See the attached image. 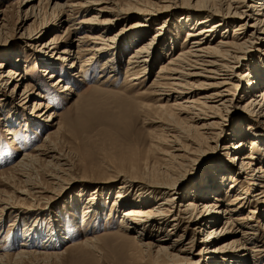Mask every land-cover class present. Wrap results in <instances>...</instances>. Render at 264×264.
<instances>
[{
    "label": "bare ground",
    "instance_id": "6f19581e",
    "mask_svg": "<svg viewBox=\"0 0 264 264\" xmlns=\"http://www.w3.org/2000/svg\"><path fill=\"white\" fill-rule=\"evenodd\" d=\"M42 1L22 0L21 8L25 10V15L21 25L39 13ZM47 1L54 21L33 30L24 28L29 41L37 42L38 38L44 37L43 34L59 31L69 22L75 10L88 13L75 23L77 31L82 33L69 46L53 51L57 37L43 42L41 50L28 46L34 49V60L44 65L39 67L43 71L41 75L49 73V80L56 79L49 86L59 88L60 91H57L63 94L68 90L72 93L73 87L67 85V80L73 76L72 70L87 72L97 64L98 72L108 71L107 78L113 77L122 66L121 54L136 45L123 62L122 69L128 81H133L131 86L138 87L134 97L130 98L151 97L154 102H138L139 109L153 115L152 121L164 124L165 135L158 132L149 141L144 157L135 143L124 144L125 148L116 150L118 153L109 157V162L116 165L108 170L106 181L101 184L110 185L109 193L116 185L117 192L112 203L127 207L119 213V231L131 234L130 238L137 243L140 253L151 257L155 263L163 257L167 260L166 264H180V260L185 264H261L258 259H264V222L260 228L254 219L262 217L264 220V0H194V3L190 0ZM177 8L184 9L180 14L185 13L182 19L179 18L184 20L182 28L185 31L179 44L166 23L167 17L174 16ZM68 31L65 27L64 33ZM146 37H149L148 41H144ZM162 40L163 49L154 57ZM172 46L177 48V52L168 57ZM45 52L51 54L43 55ZM163 55L166 59L162 62ZM69 56L74 60L67 67L62 66L60 63L68 62ZM13 57L14 60L12 55L0 60V96L7 91L12 101L18 95L16 102L26 103L32 97L31 89L26 83L28 78L20 72L17 64H25V61L18 54ZM82 57H85L82 62L74 66L75 60ZM7 62L15 66H8ZM157 64L156 74L147 84L144 81ZM57 72L60 76L55 77ZM48 88L44 85L42 89L47 92ZM41 94L39 97H42ZM38 102L33 103L34 117L48 108V105ZM242 102L249 113L245 117L246 122L234 119L238 113L235 108ZM4 106L9 118L22 122L21 115L19 117L16 112H11L8 105ZM126 111H134L131 103L127 104ZM53 115L50 113L43 123L55 129L47 130L45 139L33 148L32 153L22 154L10 168L24 178L23 188H27H14L15 196H0V225L3 210L6 215L19 210L36 212L39 208L33 202L28 205H31L29 208H22L23 203L28 199H39L55 186L59 187V182L71 168L61 140L54 141V136L61 137L62 131L59 122L55 121L56 115ZM65 122L71 131L77 130L75 121ZM232 122L229 133L222 137L226 126ZM254 122L262 126L258 127ZM6 133L12 134L10 129H6ZM221 139L228 143L225 148L227 155L231 156L208 162L203 177L195 178L198 167L202 165L198 162L190 173L186 171L187 162L190 165L198 159L192 157L195 152L198 153L208 142H219ZM161 143L167 146L163 152H159L158 144ZM159 154L162 156L159 157ZM149 155L161 160L163 166L159 173L153 168L149 171L140 168V164L147 165ZM185 156L189 157L187 162L184 161ZM36 162H42L41 172L46 184L40 182L38 176L31 178L25 171L26 167ZM238 175H243V182L248 188L236 189ZM186 181L190 185L189 191L184 193L180 184ZM132 191L137 201L128 202L126 198ZM232 193L233 196L226 201L227 195ZM61 195L62 188H59L53 201L60 199ZM91 196L93 198L87 201L89 206L83 213L86 221L92 211L89 209L95 203L94 195ZM53 201L46 203L41 211H45ZM245 208L247 212L241 214ZM16 217L13 221L19 222L20 217ZM29 226L19 237L18 251L14 254L0 253V264H16L33 259L38 254L43 257L58 256L57 251L27 248L30 237L34 236L27 232L32 230ZM14 235L12 240L15 242L18 237ZM188 236L189 240L184 243ZM198 237L201 244L195 252L193 247ZM95 240V236H91L81 244L92 246ZM184 254L190 257L184 259Z\"/></svg>",
    "mask_w": 264,
    "mask_h": 264
},
{
    "label": "rangeland",
    "instance_id": "374dc122",
    "mask_svg": "<svg viewBox=\"0 0 264 264\" xmlns=\"http://www.w3.org/2000/svg\"><path fill=\"white\" fill-rule=\"evenodd\" d=\"M67 1L68 3H77L82 0H58V3H67ZM115 1L123 2L124 0ZM190 2L194 3V0H190ZM21 3L22 0H0V18L2 20H0V54L5 57H0V60H6L10 55H12V60H14L13 55L18 54L19 58L25 61V64L24 62L17 64L20 72L28 78L26 83H28L32 94V97L26 103L16 102L18 95L15 96V101H12L7 91H4L0 96V196H15L17 193L13 191L14 188H27H23L25 184L23 182L24 178L19 173L10 171V168L20 159L22 154L26 152L32 153L33 148L45 139L47 130L55 129V127L51 128V126H47L48 124L44 125L43 123V120L50 113L56 115L55 121L59 122L62 131V136H54V141L61 140L63 150L66 153L68 161L71 163V168L67 175L59 182V187L55 186L54 189L49 190V192L40 196L39 199L34 201L28 199V201L23 203L22 208H29L31 205H28L33 202L34 206H38L39 208L35 210L36 212L31 213L28 211L25 212V210H19L11 213V215H6L7 213L3 210L1 215L3 222L0 225V253L14 254L20 248L18 244L21 233L27 225H30L29 227L32 230L27 232H31V235L34 234V236H29V241H31L27 248L36 251H57L58 256L55 258L52 256L43 257L38 254L33 259H25L16 264H166V258L162 257L159 260L160 262L155 263L151 257L141 254L137 249V243H134L130 238L131 234L119 231V213L127 207L113 205V196L117 192L116 185L114 187L112 186V190L109 193L108 189H110V185L107 187L101 184L102 181H106L105 178L107 177L108 170H112L115 167L113 165H116L109 162L111 156L118 153L117 151L122 150V148H125L126 144L135 143L140 149L141 155L144 157V151L147 150L149 141L154 136H157L158 132L165 135L164 124L152 121L153 115L151 116V114H147L144 110L139 109L138 102L152 103L154 100L149 96H140L141 98H136L138 100L130 98L134 97L138 87L136 85L131 86L133 81H128V76L124 74L122 69L124 67L123 62L128 58V54L131 53L136 45L121 54L120 63L122 66L113 77L107 78L110 74L108 71L105 73L98 72V64L93 69L90 68L87 72L85 70L82 72H73L72 70L71 74L73 76L67 80V85L73 87L74 92L71 93L68 90L66 94H63L58 92L60 91L59 88L50 87L51 84L55 83L54 81L56 79L49 80V73H46V76L41 75L43 71L41 72V68L39 67L44 65L34 60V49L28 48V46L38 47L37 49L39 50L43 42L53 37L58 38L57 44H55L56 49H53V51H59L61 48L69 46V43L78 39L82 33L81 31H77L75 23L88 13H80L77 10L73 13L68 12L72 16L64 27H61L59 31H51L43 34L44 37L41 39L38 38L39 41L34 42L27 40L26 33L23 32L24 28L33 30L42 24L53 23L51 9L49 8L48 1L43 0L39 13L35 17L31 16L24 25H21L23 24L22 21L25 15V10L21 8ZM180 6L184 5L180 4ZM162 12L166 11L163 10ZM174 12L176 14L172 17L170 16L171 18L168 16L166 23L168 24V28L174 32V38H177V43L179 44L185 32L184 28H182V22L184 20H180L179 18L182 19L185 13L180 14L184 12L183 8H177ZM190 12L196 13L192 12V10ZM65 27H68L69 31L64 33ZM164 34H167V32ZM148 38H144V41H148ZM158 44L154 57L158 56L163 49V40ZM125 45H123V48ZM176 52L177 48L172 46L168 57L175 55ZM50 54V52H45L43 55ZM85 57L75 60L74 66L77 63H81ZM68 59V62L66 61L60 64L67 67L74 60L72 56H69ZM165 59V55H163L161 61L163 62ZM11 63L7 62L8 66H15ZM158 64L151 70L149 78L144 81L147 84L156 74ZM58 67L61 68L60 65ZM56 76L58 77L60 74H55ZM107 80L109 81L107 82ZM44 85L49 87L47 92L42 89ZM40 93H42V97H39ZM38 101L48 105V108L42 114L34 117V112H32L34 108L33 103H37ZM129 103L134 107V111L130 113L126 111V106ZM4 105H8L11 112H16L19 117L21 115L22 122L17 123L14 121V118H9L7 108ZM235 109H237L238 113L234 115V119L246 122L247 118L245 117L249 113L245 111L243 102L237 105ZM7 118L9 121L11 119V121L7 122ZM67 120L75 121L77 123V130L71 131L65 122ZM91 123L92 126H89ZM254 123L258 127L262 126L259 122ZM232 124L233 122L226 126L222 137L225 138L229 133ZM6 129H10L12 134H7ZM262 134L264 135V133ZM234 141L238 142V139ZM248 142L251 143V140L249 139ZM181 143L186 145L185 142ZM227 144L224 139H221L219 142H208L198 153L195 152L196 155L194 154L192 157H196L195 159L198 157V159L190 165L187 162L189 157L185 156L186 159L184 161L188 164H186V171L190 173L193 166L198 162L197 164L202 165L198 167L199 170L195 178L203 177L202 173L205 171L204 168L208 162H215L220 159H225L226 156H231L227 155L225 148ZM158 147L159 152H163V149L167 148L162 143L158 144ZM247 152L248 150H246ZM254 152L257 153V150H254ZM149 156L146 159L147 165L144 164L142 166L140 164V168L143 169L142 171H149L153 168L159 173L163 166L161 160L155 155ZM161 156L162 154H159V157ZM149 159H152L151 163ZM141 162L143 163L144 160H141ZM144 166L150 167L144 169ZM41 168L42 162H36L26 167L25 171L31 178L38 176L40 182H45L46 184L47 181L41 172ZM174 173H178V170H174ZM173 176H176V174ZM243 179V175L237 176L236 189L239 190L240 188L241 190L249 187L243 182ZM188 183L189 181L180 184L182 192L184 191L186 193L189 191L190 184ZM59 188H62V195L60 199L53 201L54 195L58 192ZM132 192L126 198L128 202L137 201V198L133 195L134 191ZM91 194L94 195L95 203H92L93 207L89 209L92 211L87 215L86 221L83 213L87 206H89L87 201L92 197ZM232 196L233 193L228 194L226 201L230 200ZM52 201V205H49L45 211H41L44 210L43 207L46 203ZM247 207L255 208L253 205H248ZM246 208L241 211V214L247 212ZM117 209L120 210L116 212ZM15 216H17L16 219L20 217L19 222L16 220L13 221ZM257 220H260V222H257ZM263 222L262 217L254 219V223L260 228ZM13 235L14 237H18V239H15L17 243L12 240ZM52 235L55 237H53L55 240L51 238ZM91 236H95L96 238L92 246L81 244L85 238ZM188 238L189 236L184 240V243L189 240ZM199 239L198 237L194 242L193 250L195 252L201 244ZM183 256L185 257L184 259L190 257V255L186 254ZM179 262L180 264H185V261L180 260ZM258 262L264 264L263 257L259 258Z\"/></svg>",
    "mask_w": 264,
    "mask_h": 264
}]
</instances>
